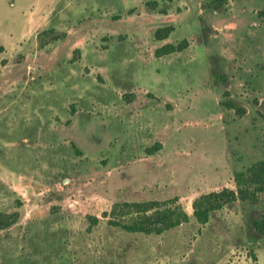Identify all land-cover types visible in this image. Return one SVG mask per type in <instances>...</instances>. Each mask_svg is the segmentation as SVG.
<instances>
[{
  "label": "rangeland",
  "instance_id": "obj_1",
  "mask_svg": "<svg viewBox=\"0 0 264 264\" xmlns=\"http://www.w3.org/2000/svg\"><path fill=\"white\" fill-rule=\"evenodd\" d=\"M41 5L44 19L0 55V213L17 216L0 230V264H264L251 225L262 197L204 226L191 217L195 198L236 191L235 173L264 161V0ZM166 26L170 36L154 40ZM50 29L58 39L41 48ZM182 41V52L154 56ZM173 198L191 219L159 236L125 234L103 216ZM87 216L99 220L89 232Z\"/></svg>",
  "mask_w": 264,
  "mask_h": 264
},
{
  "label": "trees",
  "instance_id": "obj_2",
  "mask_svg": "<svg viewBox=\"0 0 264 264\" xmlns=\"http://www.w3.org/2000/svg\"><path fill=\"white\" fill-rule=\"evenodd\" d=\"M150 5H155V3ZM257 17L264 25V11H259ZM173 30L172 26L156 29L153 34L154 40L163 41L167 39ZM52 31L51 29L45 30L37 35L41 48L58 39L57 36L50 37ZM186 47V41H182L179 44L167 43L156 49L154 56L156 58L170 56L182 52ZM5 52L4 46L0 44V55ZM74 53L73 62L78 59L79 52L75 50ZM221 105L227 110L234 111L237 116L245 114V110L232 100L223 101ZM234 182L236 191L223 188L219 191L202 194L193 200L191 217L197 224L206 225L212 213L218 212L235 202L256 204L260 201V197L264 199V161L254 163L244 172L235 173ZM177 201V198H173L163 202H124L118 206H113L110 213H103V216L111 217L106 222L108 226L125 234L159 236L190 221L191 217L181 209ZM116 212L119 214L115 215ZM16 221V214L0 213V230L8 229ZM87 223L89 232L92 228L98 226L99 220L96 217L87 216ZM251 225L254 233L259 238H264V215L252 219Z\"/></svg>",
  "mask_w": 264,
  "mask_h": 264
},
{
  "label": "crops",
  "instance_id": "obj_3",
  "mask_svg": "<svg viewBox=\"0 0 264 264\" xmlns=\"http://www.w3.org/2000/svg\"><path fill=\"white\" fill-rule=\"evenodd\" d=\"M42 3L43 0H34L28 7L22 5V7L18 9L10 10L7 8V0H0V44L4 46L6 53L9 54L10 51H15L16 47H19L22 39H24V30L42 21L41 19H44V9L41 8ZM33 4H38L40 6L34 8L32 7ZM13 6L11 2L9 7ZM2 12H5L4 14L8 13L10 17H2ZM3 20L6 22L5 27L3 26ZM13 29L15 31H13ZM2 59L4 58L0 56V61Z\"/></svg>",
  "mask_w": 264,
  "mask_h": 264
}]
</instances>
